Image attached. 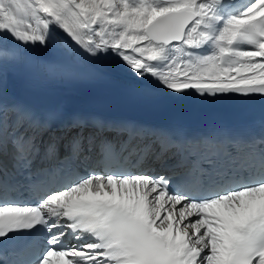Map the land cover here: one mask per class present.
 Masks as SVG:
<instances>
[{
  "label": "snow or ice",
  "instance_id": "6c2138e0",
  "mask_svg": "<svg viewBox=\"0 0 264 264\" xmlns=\"http://www.w3.org/2000/svg\"><path fill=\"white\" fill-rule=\"evenodd\" d=\"M50 48L93 80L130 72L143 106L264 95V0H0V264H264V129L190 134L4 99L6 69ZM41 234L35 255L22 238Z\"/></svg>",
  "mask_w": 264,
  "mask_h": 264
},
{
  "label": "bare ground",
  "instance_id": "6f19581e",
  "mask_svg": "<svg viewBox=\"0 0 264 264\" xmlns=\"http://www.w3.org/2000/svg\"><path fill=\"white\" fill-rule=\"evenodd\" d=\"M37 55L43 62H22L14 66H9L6 69L2 85L4 99L26 105L30 99H33L31 88L41 87L57 99L89 105V102H84L85 97L80 91V87H85L112 94L116 102L124 109L147 110L153 107L143 106L133 102L118 85L113 84L109 86L103 82H89L70 70H68L72 73L70 76L50 75L47 70L49 62L65 69L60 54L57 50L52 51L50 48L47 51L37 49ZM114 75L129 81L132 79L131 73L128 71L115 73ZM90 80L94 81L93 79ZM150 167L154 172H150L149 174L156 175L158 172H161L159 170V164H151Z\"/></svg>",
  "mask_w": 264,
  "mask_h": 264
},
{
  "label": "rangeland",
  "instance_id": "374dc122",
  "mask_svg": "<svg viewBox=\"0 0 264 264\" xmlns=\"http://www.w3.org/2000/svg\"><path fill=\"white\" fill-rule=\"evenodd\" d=\"M34 23V22H33Z\"/></svg>",
  "mask_w": 264,
  "mask_h": 264
}]
</instances>
